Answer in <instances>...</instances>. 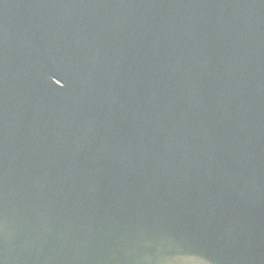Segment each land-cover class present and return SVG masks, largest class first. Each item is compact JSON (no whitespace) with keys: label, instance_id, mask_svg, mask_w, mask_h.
<instances>
[{"label":"water","instance_id":"obj_1","mask_svg":"<svg viewBox=\"0 0 264 264\" xmlns=\"http://www.w3.org/2000/svg\"><path fill=\"white\" fill-rule=\"evenodd\" d=\"M264 264V0H0V264Z\"/></svg>","mask_w":264,"mask_h":264},{"label":"snow or ice","instance_id":"obj_2","mask_svg":"<svg viewBox=\"0 0 264 264\" xmlns=\"http://www.w3.org/2000/svg\"><path fill=\"white\" fill-rule=\"evenodd\" d=\"M192 264H195V260L192 261Z\"/></svg>","mask_w":264,"mask_h":264}]
</instances>
